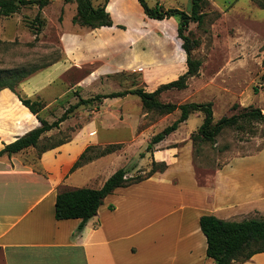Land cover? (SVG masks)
Returning a JSON list of instances; mask_svg holds the SVG:
<instances>
[{
    "label": "crops",
    "instance_id": "0c3cea01",
    "mask_svg": "<svg viewBox=\"0 0 264 264\" xmlns=\"http://www.w3.org/2000/svg\"><path fill=\"white\" fill-rule=\"evenodd\" d=\"M113 1L107 5L114 21L112 27L91 29L74 24L77 14L74 2H64L71 5L74 12L69 19L72 28L64 26L66 5L57 18L54 15L51 18L48 11L54 0L41 10L45 26L36 38L44 42L58 37L63 41L64 58L53 60L38 72L45 81L41 86L34 87L30 81L21 84L28 96L37 97L46 86L63 85V77L75 66L72 58L88 52L95 55L103 50L109 37L114 39L115 46L124 44L125 37L118 25L133 30L132 63L143 64L145 71H156L154 87L177 80L187 71V54L173 37L164 39L167 49L157 50L153 58L146 59L139 51V33L134 31L140 26V9L137 5L134 8L135 20L128 16L127 9L113 14L110 10ZM4 18L0 19V32H3V21L8 23L10 17ZM70 41L75 43L74 49L67 44ZM118 56L115 53L111 70L110 66H104L94 72V78L117 71L121 61ZM5 91L12 92L18 103H0L3 114L0 115V151L40 126L26 106L32 113L26 118L32 119L29 124L19 121L22 113L13 110L23 103L9 88L1 90L0 94ZM172 115L150 123L142 131L140 125H126L127 140L122 139L124 129L118 131V126H122L120 118L115 126L110 121L92 120L69 141L41 154L31 147L0 158V264H215L207 256V239L200 219L214 215L239 222L264 216V146L249 155L227 150L218 154L215 167L204 163L199 166L191 135L202 125L203 116L195 113L192 115L201 119L196 130L184 131L188 119L156 144L153 151L147 152L151 139L160 133L162 124L170 122ZM101 125L104 127L100 128ZM115 144H120L121 148L71 172L88 147L105 148ZM140 155L147 162L148 170L153 162L166 163L167 169L108 195L97 215L82 230H79L80 219L56 218V199L61 190L90 188L87 183L96 175L86 176L85 173L97 168L109 170L113 163H119L120 166L110 169L101 185L94 189L101 188L116 171L128 170V163ZM238 264H264V253Z\"/></svg>",
    "mask_w": 264,
    "mask_h": 264
},
{
    "label": "rangeland",
    "instance_id": "374dc122",
    "mask_svg": "<svg viewBox=\"0 0 264 264\" xmlns=\"http://www.w3.org/2000/svg\"><path fill=\"white\" fill-rule=\"evenodd\" d=\"M92 1L96 5L105 2V0ZM147 3L150 7L160 4L166 8H178L188 13H191L193 6V0H147ZM64 5H66L64 26L72 28L73 24L69 19L74 12L72 6L65 4L63 0H54L48 10L50 17L54 15V18H57ZM136 5L140 9V26L134 31L139 33V51L146 59L153 58L157 50L168 48L163 42L165 38L173 37L182 44L178 36L179 20L174 17L164 21L149 19L138 0H114L110 10L113 14H117L120 13V9H127L128 16L135 20ZM203 12L206 13L204 24L198 25L192 22L186 32L192 39L200 42V46L193 51V56L202 61L200 74L188 80L187 89L167 91L162 94L161 100L178 105L186 102L211 101L214 103L215 121L224 116L239 113L242 108L250 106L259 108L264 113V83L261 81L264 73V8H260L252 0H207ZM36 15V6L23 7L18 14L8 18V23L3 21V32H0V82L15 83L16 92L23 97L28 96L29 93L21 88L22 83L30 81L34 87L41 86L45 81L43 75L38 72L53 60L64 58L61 52L64 47L63 41L58 37L54 39L50 37L44 42L36 38V31L39 28L37 21H34ZM0 19L5 18L0 17ZM119 26L122 25H118L117 28L124 34V44L115 46L114 39L109 37L103 50L95 55L91 56L88 52L74 56L72 59L75 61V66L63 77V85L57 83L54 86L43 87L37 97H32L45 102V108L40 114L44 119L50 123L56 121L67 108L78 102L79 97L87 99L98 94L134 88H144L152 92L158 88L154 87L156 81L153 80L156 71H145L143 64L132 63L133 30L128 31L125 26L123 29ZM67 44L75 48L74 42L70 41ZM115 53L121 60L118 70L109 75L94 78L96 70L104 66H110L109 70L112 69L111 64ZM32 70L35 72L25 78L20 85L12 79L15 72ZM28 97L31 98V96ZM1 102L16 105L18 100L12 92L5 91L0 94ZM235 104L240 106L238 110L232 109ZM13 111L22 113L23 118L19 121L29 124V119L32 118L29 116L30 118L27 119L26 116L32 113L24 105L18 106L17 110ZM106 112L108 114H105ZM109 112L113 114L110 115ZM0 115L3 114L0 113ZM142 115L147 116L142 118ZM165 116L144 110L138 96L109 98L101 104L96 102L91 106H82L77 109L59 129L46 134L40 147L45 148L59 141L70 140L75 132L92 120L110 121L115 126L121 119L122 126H118V131L124 129L122 133L125 136L123 135L122 139L127 140L129 129L126 128L130 127V124L140 125V131H142L150 123L158 122ZM179 116L180 111L174 112L170 116V122L162 124L159 132L164 131ZM200 124L201 119L197 115H192L184 131L196 130ZM103 127L101 125L100 128ZM255 128V134L241 133L234 128L224 130L217 138L216 144H202L198 152H195L197 164L199 166L202 163L212 164L215 167L218 154L227 150H233L237 155L256 153L264 146V123L257 124ZM116 165L119 163H113L109 170L97 168L85 173L86 176L96 175L87 183L88 186L99 187L110 169L116 168ZM128 165L129 177L143 175L149 171L147 162L141 155L130 161ZM257 217L260 216L257 215Z\"/></svg>",
    "mask_w": 264,
    "mask_h": 264
},
{
    "label": "trees",
    "instance_id": "16d2710c",
    "mask_svg": "<svg viewBox=\"0 0 264 264\" xmlns=\"http://www.w3.org/2000/svg\"><path fill=\"white\" fill-rule=\"evenodd\" d=\"M53 0H0V17H11L18 14L23 7L36 6L39 9L34 21L38 23L36 34L45 26V20L41 18V10L51 4ZM143 8L144 14L152 20L163 21L170 18L179 20L178 36L182 40V49L187 54V71L177 80L161 84L156 90L150 92L144 88L125 89L123 91L112 92L108 94H98L92 98L79 97L75 105H71L65 110L63 115L56 121L50 123L40 114L45 108V102L39 98L23 97L18 94L11 82H0V91L9 88L20 99L38 119L40 126L31 130L16 141L5 145L0 151V158L3 156H12L28 148L38 149L39 154L55 148L69 140L59 141L48 147L41 148L40 143L46 134L54 129H59L61 124L67 121L77 109L82 106H91L96 102L101 104L109 98H124L126 96H138L142 107L147 112H155L159 116L172 114L180 111V116L164 131L155 135L147 147V152L153 151L156 144H159L167 135L175 132L182 123L186 122L190 115L199 113L203 116V123L198 130L191 135L195 152L205 143L216 144L217 138L228 128H234L238 132L255 134L256 125L264 123V113L261 109L253 106L244 107L239 113L231 116H224L218 121L214 120V103L208 102H186L176 104L172 102H163L161 96L170 90H184L188 87V80L197 77L200 74L202 61L193 56V51L200 46V42L192 39L186 34L190 23L204 24L206 13L203 12L207 0H193L191 13L178 8H166L163 5L156 4L150 7L147 0H138ZM260 8H264V0H252ZM65 3H76L77 14L73 18V23L91 29L101 27H112L114 21L111 14L107 11V5L110 0L97 7L93 5L92 0H64ZM123 29V26H119ZM32 71H22L13 73V78L17 84L33 74ZM11 79V81H12ZM264 83V73L261 76ZM16 85V84H15ZM238 104L233 105V110H238ZM121 148L120 144L109 145L105 148L91 146L81 155L79 160L72 167L74 172L83 165L93 161L96 158L111 154ZM167 169L166 163H152L151 169L141 175L128 176V170L125 168L116 171L101 188H76L71 190H61L56 199L55 216L58 220L80 219L79 230H82L86 223L97 215L105 198L119 188L129 187L133 184L142 182L152 177L157 172H164ZM201 229L207 239V256L215 261V264H238L249 261L254 255L264 253V216L259 218L245 219L243 221H226L214 215H204L200 219Z\"/></svg>",
    "mask_w": 264,
    "mask_h": 264
}]
</instances>
